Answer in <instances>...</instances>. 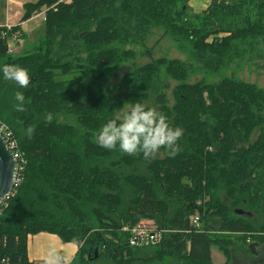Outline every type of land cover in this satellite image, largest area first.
<instances>
[{
    "label": "trees",
    "instance_id": "obj_1",
    "mask_svg": "<svg viewBox=\"0 0 264 264\" xmlns=\"http://www.w3.org/2000/svg\"><path fill=\"white\" fill-rule=\"evenodd\" d=\"M190 1L28 2L21 22L44 9L43 34L34 50L19 55L7 47L17 29L0 27V66L30 74L24 89L0 79V122L24 162L0 216V264H31L27 239L42 232L75 243L79 264H133L143 250H153L149 260L212 264L211 248L229 262L231 236L246 242L253 229L264 236V221L256 229L232 216L219 196L232 206L247 203L264 220V131L250 140L264 123L262 89L229 78L188 84L190 66L161 58L126 72L112 101L103 88L109 71L134 57L118 46L142 43L153 28L187 45L206 71L217 72L246 50L264 57V0H205L207 8L189 17ZM160 76L178 82L170 106ZM16 91L24 94L23 111ZM149 101L183 128L176 155L161 149L163 158L145 159L95 143L107 119ZM196 214L200 230L189 225ZM141 220L164 231L159 245L127 246L121 229Z\"/></svg>",
    "mask_w": 264,
    "mask_h": 264
},
{
    "label": "rangeland",
    "instance_id": "obj_2",
    "mask_svg": "<svg viewBox=\"0 0 264 264\" xmlns=\"http://www.w3.org/2000/svg\"><path fill=\"white\" fill-rule=\"evenodd\" d=\"M24 1L31 2L33 0ZM60 1L64 4H67L70 3L71 0ZM190 4L193 3H188V6ZM202 10L203 7H201L200 3H194L192 8L189 6L188 16L191 17L192 14L200 13ZM43 19L44 17L42 15V20ZM36 28L37 30L35 29L34 32H31L29 34L30 37H28V39L31 40V42L27 39L25 48H23V45L21 49L18 48L16 50V45L14 44V42L18 41L20 37H18L17 39L13 36V39L9 42L11 45L8 43L10 45L8 47V54L19 55L24 51L34 50V41L39 39L43 34V26H41V24ZM118 49L131 50L134 57L132 60L114 66L109 71L108 79L105 81L103 88L106 90L110 101H112L113 97L120 92L118 90V86L121 78L126 72L160 58L165 60L176 59L190 66L191 71L185 80V83L188 84H194L198 82H203L205 84H216L222 79L229 78L235 81L253 84L257 88H260L264 91V57H259L256 51L250 52L246 50L245 52L238 55V58H234L231 63L221 67L217 72H211L206 71L201 65L191 59L190 49L187 45L180 48L177 43H175L168 35L164 34L163 30L158 28L151 29L149 35L142 41V43L128 44L123 47L118 46ZM160 77V83H165V85L167 86V88L161 90V92L165 94L168 105L170 106L173 104L172 89L178 82L168 79L166 78V76ZM144 104L150 105L152 104V101L145 102ZM66 119L65 117H59L58 121L63 123H71L73 120L72 118H69L68 120ZM261 131H264V123L262 124L261 128L253 131L250 140L253 141L254 139H256L257 135ZM154 156L163 158L164 154L156 153ZM219 196L221 201H223V203L228 206L230 214L232 216H240L244 218L256 229L260 226L261 222L264 221L263 214L259 210L256 211L254 208L246 207L247 203H243L241 206H232L230 200H225V196L223 193L219 194ZM237 211L241 212V214H236ZM229 241L231 242L227 247V250L230 251L229 262L226 261L221 251H219L217 248H211L212 264H264V236L262 233L255 232L253 229L251 236L246 242H242L240 237L234 236H231L229 238ZM251 244H255L253 247L254 254H251L248 251L249 245ZM136 256H139L137 257L139 259L136 260L133 264H172L169 259L149 260V256H153V250H143ZM75 264H79V262L76 261ZM92 264L113 263L109 261L105 262L104 260L100 259L97 262H92Z\"/></svg>",
    "mask_w": 264,
    "mask_h": 264
},
{
    "label": "clouds",
    "instance_id": "obj_3",
    "mask_svg": "<svg viewBox=\"0 0 264 264\" xmlns=\"http://www.w3.org/2000/svg\"><path fill=\"white\" fill-rule=\"evenodd\" d=\"M0 79L14 82L19 89L30 84L28 69L15 64L0 66ZM14 98L17 110L23 111V92L16 91ZM183 132V128L171 125L155 107L132 102L102 124L95 134V143L105 150L118 148L122 153H142L143 158L151 159L161 149L168 150L171 156L176 155ZM59 261L55 249H51L45 264H59Z\"/></svg>",
    "mask_w": 264,
    "mask_h": 264
},
{
    "label": "crops",
    "instance_id": "obj_4",
    "mask_svg": "<svg viewBox=\"0 0 264 264\" xmlns=\"http://www.w3.org/2000/svg\"><path fill=\"white\" fill-rule=\"evenodd\" d=\"M36 1L33 0L31 2ZM190 2L193 4L200 3L203 10L209 5V2L205 0H191ZM25 3L28 2L24 0H0V27H5L7 31H10L13 27L17 29L18 32H14L12 35V37L14 36L17 39L20 37L18 41L14 42L16 50L18 48L21 49L23 45V48H25V43L28 37H30L29 34L34 32L35 29L37 30L36 27L40 24L42 26L44 21V19L42 20V15L44 17V9H41L39 12H35L28 20L21 22L23 4ZM193 4L189 6L192 8ZM12 37L8 39L7 43L13 39ZM38 40L34 41L35 43L33 45L35 47ZM28 41L31 42L29 39ZM51 249H55L57 255L60 257L59 264H75L77 261L76 254L78 246L75 243H63L57 236L45 232L31 235L27 239V256L31 264H45V259Z\"/></svg>",
    "mask_w": 264,
    "mask_h": 264
},
{
    "label": "built area",
    "instance_id": "obj_5",
    "mask_svg": "<svg viewBox=\"0 0 264 264\" xmlns=\"http://www.w3.org/2000/svg\"><path fill=\"white\" fill-rule=\"evenodd\" d=\"M9 29V28H8ZM7 47L9 44L7 43ZM9 51V50H8ZM0 135L4 139L8 149L13 153V155L17 158L18 169L22 170V165L24 162L20 159L18 152L15 151V141L12 138L11 131L0 122ZM19 180L16 178L14 185L18 184ZM12 191V190H11ZM13 193L10 192L4 200L0 202V216L2 214V210L6 207L7 200L9 197H12ZM189 225L197 230H200V219L198 215H192L189 217ZM121 231L125 234H128L127 246L132 249H143L147 247H154L160 244L162 240L163 230H159L157 225L152 221H140L136 225L131 227H124Z\"/></svg>",
    "mask_w": 264,
    "mask_h": 264
},
{
    "label": "water",
    "instance_id": "obj_6",
    "mask_svg": "<svg viewBox=\"0 0 264 264\" xmlns=\"http://www.w3.org/2000/svg\"><path fill=\"white\" fill-rule=\"evenodd\" d=\"M17 169V158L8 149L4 139L0 135V202L11 192L17 178ZM236 214H241V212L237 211ZM254 245H249L251 254H254ZM97 257V251H95L93 259Z\"/></svg>",
    "mask_w": 264,
    "mask_h": 264
}]
</instances>
